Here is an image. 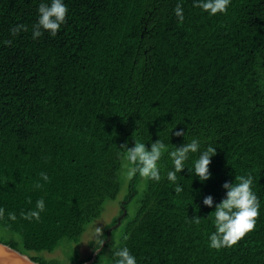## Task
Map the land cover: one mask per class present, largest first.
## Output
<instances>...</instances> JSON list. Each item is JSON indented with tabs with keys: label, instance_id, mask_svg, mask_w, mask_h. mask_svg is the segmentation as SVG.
Segmentation results:
<instances>
[{
	"label": "trees",
	"instance_id": "16d2710c",
	"mask_svg": "<svg viewBox=\"0 0 264 264\" xmlns=\"http://www.w3.org/2000/svg\"><path fill=\"white\" fill-rule=\"evenodd\" d=\"M39 2L0 0V230L9 232L0 240L27 254L78 241L129 178L120 145L160 137L172 150L183 143L172 130L185 128V142L217 147L211 177L201 182L185 168L175 193L166 152L162 179L129 178L100 251L71 264L94 256L91 264H112L123 246L138 264H264V0H231L211 16L182 0V22L178 0H65L57 35L33 39ZM17 23L28 30L13 37ZM246 174L261 204L256 227L232 247L210 248L214 206L203 198L219 203L223 183ZM41 197L40 219L23 218Z\"/></svg>",
	"mask_w": 264,
	"mask_h": 264
},
{
	"label": "clouds",
	"instance_id": "9594fccd",
	"mask_svg": "<svg viewBox=\"0 0 264 264\" xmlns=\"http://www.w3.org/2000/svg\"><path fill=\"white\" fill-rule=\"evenodd\" d=\"M231 0H193V7L200 8L202 11L211 15L217 13H227ZM174 14L178 22L184 20V8L182 0H178ZM38 18L32 26V38L37 39L48 31L51 36H56L61 26L66 22L68 13V5L65 0H40L37 8ZM27 26L17 23L10 29L13 37L19 35L22 31H27ZM11 44L12 41H5ZM174 130V131H173ZM172 134L176 137H183V143L176 145L172 150L163 139L151 142L150 147H146V143L134 140V145L129 147L128 143L120 145L123 149V159L127 161L126 173L129 178L136 176L143 177L148 180L159 182L162 179L160 161L162 156L167 152L171 167L166 170L167 180L174 185L175 193L179 194L184 189L177 183L178 173L185 168L189 173H194L201 182L207 181L211 177L209 165L211 158L216 154V148L213 144L208 143L202 147L201 141L197 137H193L189 142H185V128H174ZM191 154H197L194 164L191 168L187 166V162ZM40 177L44 182H48L50 177L46 172H41ZM254 177L251 174L240 175L235 177L234 182L225 181L222 185L225 189V195L219 203L214 202V197L209 194L203 198V205L212 208L213 223L215 230L208 236L210 248L220 250L226 247H232L237 244L245 235L253 231L256 227L257 217L260 214V200L256 192L253 190ZM37 189L43 187L40 182L34 185ZM31 202V201H29ZM46 209V203L43 197L38 199L33 209L27 212L21 211L23 218L39 220L41 213ZM198 211V207H197ZM5 214V208L0 206V218ZM10 220H16L15 212H8ZM189 221L200 224L201 217L193 216ZM95 250L100 251L105 243L102 228L95 229ZM112 264H138L137 258L132 254L127 246L120 247L112 254Z\"/></svg>",
	"mask_w": 264,
	"mask_h": 264
},
{
	"label": "rangeland",
	"instance_id": "374dc122",
	"mask_svg": "<svg viewBox=\"0 0 264 264\" xmlns=\"http://www.w3.org/2000/svg\"><path fill=\"white\" fill-rule=\"evenodd\" d=\"M123 178V187L122 190L116 200H109L106 202L102 215L95 219L93 222H91L88 226L86 231L83 233V235L80 237L78 241H71L67 238L63 239L61 243L55 248L54 251L48 252V251H33L30 254L36 255L37 253L39 255H42L46 257L47 259L51 258H57L59 259L63 264H71V257L75 254H79L82 257H86L90 255L92 252L93 255H96L97 251H93V247H91V243L95 242V229L96 227H101L102 232L105 231L108 224L112 221V219L118 215V212L120 211L122 207V200L127 192L128 188V182L129 178H125L124 175H122ZM126 182V183H124ZM137 198H134L131 202L136 200ZM130 211L132 210L129 209ZM6 232H8L6 229H4ZM4 230H0V233H6ZM9 233V232H8ZM15 237L17 239L21 240V237L19 234H15ZM29 254V255H30ZM107 264V263H104Z\"/></svg>",
	"mask_w": 264,
	"mask_h": 264
},
{
	"label": "water",
	"instance_id": "95a60500",
	"mask_svg": "<svg viewBox=\"0 0 264 264\" xmlns=\"http://www.w3.org/2000/svg\"><path fill=\"white\" fill-rule=\"evenodd\" d=\"M95 256L83 264H91ZM0 264H41L30 255L0 240Z\"/></svg>",
	"mask_w": 264,
	"mask_h": 264
},
{
	"label": "bare ground",
	"instance_id": "6f19581e",
	"mask_svg": "<svg viewBox=\"0 0 264 264\" xmlns=\"http://www.w3.org/2000/svg\"><path fill=\"white\" fill-rule=\"evenodd\" d=\"M166 5V4H165ZM105 6V5H104ZM105 238V237H104ZM29 255V254H28Z\"/></svg>",
	"mask_w": 264,
	"mask_h": 264
}]
</instances>
